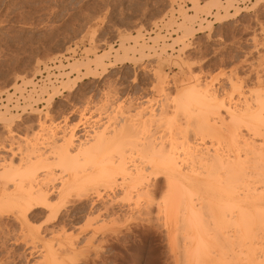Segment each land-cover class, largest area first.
<instances>
[{
    "label": "rangeland",
    "instance_id": "rangeland-1",
    "mask_svg": "<svg viewBox=\"0 0 264 264\" xmlns=\"http://www.w3.org/2000/svg\"><path fill=\"white\" fill-rule=\"evenodd\" d=\"M196 1L200 10L194 7V0H153L141 13L133 0H0V113L6 111L12 119L9 126L0 122V142L19 149L31 143L49 151L69 131L76 132V142L85 138L77 137L81 131L72 130L82 114L90 121L88 131H99L118 121L121 107L130 106L128 110H138L143 120L152 119H147L152 138L167 148L175 147L178 155L199 145L208 151L241 149L230 143L224 130L218 133L220 137L214 135L217 140L214 136L200 139L193 121L174 104L182 94L181 98L188 95L186 89L199 85L225 97L239 110L248 91L264 90V0ZM213 1L221 7L212 6ZM228 4V9L223 8ZM187 14L195 17L182 18ZM182 22L191 27V33L179 27ZM135 35L142 39L137 38V46L142 43L143 54L137 50L125 53L120 47L131 48ZM35 44L46 55L28 74L17 71L25 66ZM106 51L103 68L96 67V57ZM74 61L90 62L89 71L82 66L72 71ZM81 76L82 81L72 90L61 87V81L70 80V85L71 79ZM51 85L58 86L61 93L49 96ZM192 103V110L202 109ZM161 114L166 117L162 122L157 117H163ZM220 117L223 124H229L223 111ZM40 126H45V132ZM6 156L0 150V161ZM150 180L154 185L149 187L154 202L150 213L134 197L119 199V188L102 198H97L94 189L72 192L56 218H49L42 207L23 216L11 208L4 211L0 205V264H44L48 252L68 264H182L181 253L193 230L178 220L166 223L156 205L169 191L162 178L156 183ZM207 264L214 263L207 259Z\"/></svg>",
    "mask_w": 264,
    "mask_h": 264
},
{
    "label": "bare ground",
    "instance_id": "bare-ground-1",
    "mask_svg": "<svg viewBox=\"0 0 264 264\" xmlns=\"http://www.w3.org/2000/svg\"><path fill=\"white\" fill-rule=\"evenodd\" d=\"M193 3L198 10L197 1L194 0ZM210 4L221 7L217 1ZM228 6L230 5L223 8L228 9L226 8ZM187 15H185L186 18H182L195 17L194 14ZM179 27L184 29V33H191L189 31L191 27L188 29L184 22ZM134 37V43H132L134 45L131 48L124 47L123 44L120 47L125 53L128 50H137L143 54L144 46L142 43L137 46L138 35ZM135 46L139 48L135 49ZM108 54V51L99 54L96 60L94 59L95 66L103 68V57H108ZM118 57L115 59L118 60ZM122 57L123 55L119 59L127 60L128 55L126 58L122 59ZM88 63L90 62L74 61L70 63V68L77 72L82 66L89 71ZM110 64H114V61ZM82 79V76L76 80L71 79L70 85H68L70 80L68 82L65 80L68 84H63L62 81L60 84L62 88L67 87L72 90ZM161 79L159 82L163 83ZM195 86L186 89L188 95L185 98H181L183 94L181 95L180 100L174 104L176 108H180L191 119V122H195H192L193 125L195 124L193 128L199 137L202 136L200 139L205 136H207L206 139L208 136L212 138L220 133V130H224L231 140L230 143L240 145L242 150L237 146L238 150L236 151L235 147V152L232 153L218 149L208 151L207 148H201L199 145L198 147H187L185 154L181 156L173 150L175 147L167 148L165 144L155 140V137L152 138L148 128L150 118H147L148 121L143 120L138 110H133L134 113L128 110L130 106L121 107L119 116H116L118 121L99 131L93 128L94 131L91 129L89 132L88 123L90 121L87 122L89 119L82 114L79 115L80 118L76 125L79 124L72 130L81 131L77 137H85L84 140L82 139L83 142L79 139L78 143L75 141V131L74 133L69 131V135H66L67 138L65 137L61 144L55 141L58 145L49 151L31 143L19 149L12 143L5 145L2 141L0 142V150L8 153V156L0 161L1 208H4V211L5 208H11L16 214L25 216L28 210L42 207L47 210L49 218H56L60 210L70 201L72 192L94 189L97 198H102L106 192L119 188L122 190V198L119 197V199L124 201L127 197H134V201L137 203L142 201V205L150 213L154 204L149 189L154 185L149 183L150 178L155 183L162 178L169 192L163 195L160 202L155 201V204L158 203L156 208L159 209L166 223L174 222V220L181 221L185 226L188 225L191 231L193 230L196 237L188 236L189 241L183 247L185 251L182 250L181 253V257L183 255L182 264H207V259L212 260L214 264H264V90H259V88L255 92L250 90L248 98L243 97L242 94L244 106L238 110L239 107L232 106L225 97L217 95L216 92H210L205 88L206 86L202 87L203 89L199 85ZM50 89L52 93L49 96L60 91L56 85H51ZM42 91L46 92L47 89L43 88ZM249 97L252 98L249 99ZM248 99L252 100L250 104H248ZM244 100H247V103ZM192 102L198 104L197 108L201 106L202 109L196 111L194 107L192 110L190 107ZM222 111L228 118L229 124L222 123L223 120L220 117ZM6 113V111L0 113V122L7 123L8 125H5L9 126L12 119ZM159 115H157L158 118L160 117L159 121L162 122L161 118L166 119L164 115L161 114L163 117ZM111 119L109 118V121L112 122ZM44 127H42L43 131ZM240 127L244 128L245 132L242 133L239 130ZM176 129L178 130L177 126ZM85 132H87L86 135ZM215 136L212 139H215ZM110 199L112 200L111 197ZM105 208L107 207L104 206ZM204 224L207 226L205 227ZM68 242L71 243L70 240ZM45 258L44 264H68L65 260H59L60 258L55 256L54 252H48Z\"/></svg>",
    "mask_w": 264,
    "mask_h": 264
},
{
    "label": "snow or ice",
    "instance_id": "snow-or-ice-1",
    "mask_svg": "<svg viewBox=\"0 0 264 264\" xmlns=\"http://www.w3.org/2000/svg\"><path fill=\"white\" fill-rule=\"evenodd\" d=\"M151 2H153V0H133L134 5L141 13L147 10L146 5ZM155 2L159 3V0H155ZM28 55L29 58L25 66L23 68L17 69V71L28 74L31 71L32 67L35 65L36 61L38 59H43L46 53L40 49L38 44H35L32 46V50Z\"/></svg>",
    "mask_w": 264,
    "mask_h": 264
}]
</instances>
